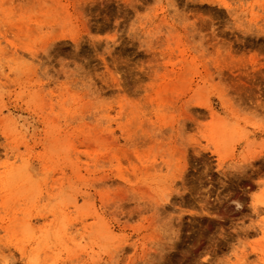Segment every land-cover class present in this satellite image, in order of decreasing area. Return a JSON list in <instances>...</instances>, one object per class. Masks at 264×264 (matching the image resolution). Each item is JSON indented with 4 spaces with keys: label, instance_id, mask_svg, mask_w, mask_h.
<instances>
[{
    "label": "rangeland",
    "instance_id": "rangeland-1",
    "mask_svg": "<svg viewBox=\"0 0 264 264\" xmlns=\"http://www.w3.org/2000/svg\"><path fill=\"white\" fill-rule=\"evenodd\" d=\"M0 264H264V0H0Z\"/></svg>",
    "mask_w": 264,
    "mask_h": 264
}]
</instances>
